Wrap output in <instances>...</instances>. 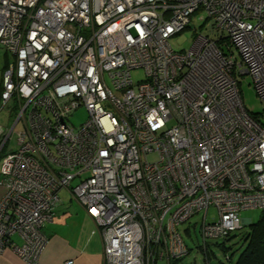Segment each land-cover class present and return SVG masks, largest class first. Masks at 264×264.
<instances>
[{
    "label": "built area",
    "instance_id": "obj_1",
    "mask_svg": "<svg viewBox=\"0 0 264 264\" xmlns=\"http://www.w3.org/2000/svg\"><path fill=\"white\" fill-rule=\"evenodd\" d=\"M198 13L207 34L173 49ZM0 45V102H17L0 152L22 124L0 160V256L37 263L63 189L94 221L103 264L178 260L196 213L205 248L264 209V121L239 89L250 77L264 103V0H0Z\"/></svg>",
    "mask_w": 264,
    "mask_h": 264
},
{
    "label": "rangeland",
    "instance_id": "obj_2",
    "mask_svg": "<svg viewBox=\"0 0 264 264\" xmlns=\"http://www.w3.org/2000/svg\"><path fill=\"white\" fill-rule=\"evenodd\" d=\"M204 16L203 13L194 14L191 18V21L188 25V27L169 38V44L171 47L175 50L180 51H186L190 48L194 36L196 33H205L207 34V29L209 27V22L206 20L200 19L199 17ZM4 54L5 51L0 45V77H1V83L3 78V72L2 67L3 65L7 67V65L12 61L11 56L9 54L6 55V62L4 63ZM134 80H139L144 78V73L142 69L134 70L132 72ZM239 89L241 98L244 104V107L254 116L260 118L262 121H264V103L260 100V98L256 95L255 89L253 88V85L251 84V79L248 76H243L239 79ZM1 100V97H0ZM87 117V112L84 109V107H80L77 109L72 116L70 117V122H72L75 127H78ZM14 115H7V110L3 109L0 111V126L4 130L6 127H10L13 123ZM22 129V124H18L14 131ZM15 132L12 133L9 142L7 143V150L13 149L15 150L17 148V145L15 143ZM3 150V149H2ZM1 150V152H2ZM0 152V153H1ZM150 159L153 157L150 156ZM74 183V182H73ZM1 190V187H0ZM60 197L62 198L63 202H71L79 204L74 198H70L67 191L65 189L60 191ZM214 213L213 208L209 209L208 212V219H213L212 215ZM260 211L258 209H245L240 212V217L242 220L243 227L233 232L228 239H213L207 242V256L205 255V252L203 251L202 246V239L199 234V227L202 222V216L203 213L199 212L193 215L188 222L181 225V229H187L190 228V235L185 234L183 231V237L186 244V247L188 248V253L182 258L181 261H178V264H207L209 261L210 264H224L226 259V254H233V259H236L238 256V253L240 251V238L243 236L245 231H247L248 224L250 222L255 221L259 217ZM195 225L194 228H192ZM222 242H224V245H222ZM226 247V250H224V247ZM228 247V248H227ZM156 264H166L165 261L157 262ZM170 264H174L172 261Z\"/></svg>",
    "mask_w": 264,
    "mask_h": 264
},
{
    "label": "crops",
    "instance_id": "obj_3",
    "mask_svg": "<svg viewBox=\"0 0 264 264\" xmlns=\"http://www.w3.org/2000/svg\"><path fill=\"white\" fill-rule=\"evenodd\" d=\"M6 55L5 51L4 63ZM4 66L6 63L2 67V72L5 69ZM3 109L7 110L8 116L14 115L15 118L17 102L11 100L5 106H2L0 102V111ZM2 155L0 154V160ZM1 194L2 190H0V196ZM42 231L47 237V243L36 264H63L67 260H72L71 264H103V245L99 232L94 221L80 204L65 203L61 198L56 206L53 220L48 222ZM14 239L17 240V237L14 236ZM0 264L25 263L7 249L0 256Z\"/></svg>",
    "mask_w": 264,
    "mask_h": 264
},
{
    "label": "trees",
    "instance_id": "obj_4",
    "mask_svg": "<svg viewBox=\"0 0 264 264\" xmlns=\"http://www.w3.org/2000/svg\"><path fill=\"white\" fill-rule=\"evenodd\" d=\"M1 91H2V83L0 82V97H1ZM6 148H7V144L6 146H4L1 155L4 153V151L7 150ZM258 210L260 211L259 217L255 221L250 222L248 224L247 231H245L243 236L240 238L239 241L240 251L238 253L237 258L233 259L232 253L226 254L225 256L226 259L224 261L225 262L224 264H264V209H258ZM214 214L215 212L213 213V215ZM194 227L195 225L192 228ZM242 227L243 225H241V227L235 231L240 230ZM183 230L181 229V231H183L185 234L190 235L189 227ZM233 232L228 233L222 239H228ZM222 245H224V242H222ZM207 246L208 244L206 242V246L205 248H203V251L205 252L206 256H207ZM223 247L224 250H226V247L225 246ZM182 258L178 260H173L172 262L174 264H178V261H181ZM207 264H210V262L208 261Z\"/></svg>",
    "mask_w": 264,
    "mask_h": 264
}]
</instances>
